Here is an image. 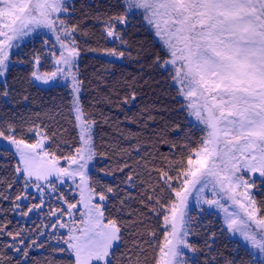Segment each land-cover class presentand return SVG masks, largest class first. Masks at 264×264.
Listing matches in <instances>:
<instances>
[{"label":"trees","instance_id":"16d2710c","mask_svg":"<svg viewBox=\"0 0 264 264\" xmlns=\"http://www.w3.org/2000/svg\"><path fill=\"white\" fill-rule=\"evenodd\" d=\"M69 8L67 25L77 43V75L82 82L79 103L85 120L94 125L97 165L91 177L93 182L101 180L91 188L96 204L104 207L105 223L113 220L120 228L110 259L112 264H158L163 216L175 202L162 173L172 176L170 183L179 190L176 169L187 167L189 157L196 159L203 136L189 123L178 98L174 68L163 63L170 59L165 48L136 14H128L126 24L114 19L125 15L124 0H71ZM109 24L115 25L119 38L107 35ZM47 44L26 43L10 55L11 65L0 76V132L4 139L24 141L22 146L42 143L48 158L66 163L81 147L72 85H39L33 75L37 63L42 74L53 72L52 57L57 53ZM113 49L124 55H112ZM129 139L132 151L140 154L138 173L131 180L117 176L106 181L98 173L109 163L128 159L118 147ZM18 166L14 153L0 148V264H74L63 243L66 234L20 217L31 205L19 203L25 191ZM250 183L251 198L264 217V180ZM63 198L69 206L79 200L73 187ZM189 217L191 248L184 264H257L254 255L229 236L226 220L212 207L195 206Z\"/></svg>","mask_w":264,"mask_h":264},{"label":"snow or ice","instance_id":"6c2138e0","mask_svg":"<svg viewBox=\"0 0 264 264\" xmlns=\"http://www.w3.org/2000/svg\"><path fill=\"white\" fill-rule=\"evenodd\" d=\"M124 4L125 15L114 19L126 24L128 14L142 10L143 18L153 25L170 53L171 59L163 63L174 67L173 78L182 86V95L191 101L188 105L191 114L209 129L207 138L201 142L202 148L195 153L196 159L189 157L187 167L176 169L179 190L170 183L173 177L162 173L165 185L175 193L179 204L173 202L170 214L163 216L164 242L159 248L158 264H184L183 249L191 248L186 239L191 219L186 218L184 211L186 200L191 189L202 193L208 184L214 189L219 185L238 209L228 212L216 200L205 203L216 204L225 211L228 230L239 232L261 254L257 264H264V217L257 218L255 201L246 190L237 193L241 186L252 187L238 175L242 169L264 177V0H124ZM66 11L65 0H0V76L8 70V53L14 40L37 28L55 31L59 14ZM59 24L71 41L72 33L64 21L59 20ZM114 27L109 24L107 35L119 38ZM57 40L64 51L56 64L74 66L78 56L74 43L66 45L59 35ZM110 51L112 55H124L114 49ZM57 71L64 73V79L71 76L72 110L76 119L82 121L78 98L82 82L73 72H65L63 68ZM55 76L53 72L52 77ZM90 129V122L82 123L83 147L77 149V155L85 163L73 172L57 167L55 159L46 161L48 152L42 151V143L21 148L24 141L5 139H11L20 153L23 167L18 166V172L35 176L37 181L53 175L74 178L79 174L84 184L86 163L95 155L91 136L86 135ZM0 136L4 133L0 132ZM71 162L77 163V158L72 157ZM237 195L242 199H237ZM99 199L103 201L104 195ZM84 207L85 226L63 243L74 254V264H112L110 256L114 243L120 240V228L113 220L105 223L99 204L85 203ZM250 222L260 231L252 230Z\"/></svg>","mask_w":264,"mask_h":264},{"label":"rangeland","instance_id":"374dc122","mask_svg":"<svg viewBox=\"0 0 264 264\" xmlns=\"http://www.w3.org/2000/svg\"><path fill=\"white\" fill-rule=\"evenodd\" d=\"M70 2L71 0H65V6L67 8L66 12H62L59 14V20H63L65 26L67 27L68 31L72 33V40L66 38L64 30L60 27L59 20L57 21L56 29L55 31L49 30L48 28H37L35 31L29 33L26 36H23L19 38L18 40L13 41V47L9 50V57L10 55L15 52H18L23 44L30 43L33 41H42L43 43L47 44L51 47V50L56 51L57 55L52 57L53 60V72L56 73L55 77H52L51 72H45L42 74L40 71V63H37L35 67V82H37L39 85L40 83L44 86H52L54 84H61V83H70L71 85V76H69L67 79H64V73L57 71V68H63L65 72H73L76 74L77 78V64L79 61V57L77 56L75 60V64L72 67H67L63 65V63L57 65L56 61L61 59V52L64 51V49L61 48L60 41L57 40V35L60 36V40H62L66 45L74 43V46L77 48V43L74 40V32L71 30L68 25V17L71 14L70 11ZM133 14H136L137 19L143 21V23L148 27V30L150 33L154 36V39L161 43V45L165 48L167 53L170 56V53L164 44L163 39L156 34V29L153 27V25L149 24L147 20L143 18L142 10H133ZM55 18V17H54ZM171 59V56H170ZM11 65V61L8 59V67ZM172 66V65H171ZM173 67V66H172ZM174 68V67H173ZM39 77V78H38ZM47 81V82H45ZM176 86L179 89V99L182 101L183 109L187 111L188 115V121L190 124L197 127L203 136V139L205 140L208 136L209 129L207 126L202 122L197 120V118L191 114V110L189 109L188 105L191 102L188 98H186L184 95H182L181 89L182 86L178 84L176 81ZM76 117V114H75ZM77 121V128L79 131V138L81 142V147H83V141L81 139V126L83 122H88L85 120L84 116L82 118V121ZM93 128L94 125L91 123V129L90 132L86 135L91 136V144L94 148L93 143ZM0 148H6L14 153V155L17 157L19 166L23 167V165L20 162V153L17 151V147L15 144L12 143L11 139H4L0 136ZM21 148H25V146L21 145ZM44 149V147H43ZM42 149V150H43ZM27 150V149H25ZM118 150L120 153L126 152V157H128L127 160H120V162L115 163H109L106 167H103L101 174L102 178L107 180H113L114 177H120V179L124 178V180H131L136 176L138 173V167H137V160L139 158L138 152H133L130 147V139L124 143L121 144V146L118 147ZM135 151V150H134ZM95 152V150H94ZM96 153L93 157V159L87 161L86 168L84 170L85 175V183L81 184V176L77 174L74 178L60 175V176H50L48 180H39L37 181L35 176L28 177L27 173L25 172H18V176L23 179L24 183V195L20 198L19 203L22 204H28L31 205L30 210L25 214V216H22L20 214V217L25 219L26 221H31L33 219L38 220L39 222H43L44 228H51V232L55 230V232H59L60 234H66L68 240L71 235H78L79 229L83 228L85 225L82 223V220L85 219V214L87 213V209L84 207L85 203H88L90 205H95L97 203V199L95 198L94 192L92 190V185H97L101 180L99 181V178H97L96 181H92L91 173L95 170L97 165V159H96ZM77 163L70 162H57V167L60 168H67L69 172L75 171L79 164H84V160H80L79 156L76 154ZM47 160H52L48 157L44 158ZM110 162V161H108ZM111 164V165H110ZM116 170H115V169ZM238 175H242L243 178L248 182V184H251L253 180H264V177H261L260 174L257 173H249L246 169H242ZM75 188L77 195H78V202L77 205L74 207H70L65 199L63 198L64 194L70 193L71 188ZM197 188L200 187V185L196 186ZM247 191L248 195L251 197V194L254 192L253 187H249L245 189L244 186H241L237 189V193H243ZM82 193H83V200H82ZM175 203L179 204V201L177 200L176 196L174 195ZM237 199H242L241 196L237 195ZM210 200H216L219 201L220 204L224 206V208L228 209V212H233L238 209V206L232 202L231 199L228 198V196L219 188V185H216L215 189L213 188L212 184H208L207 187L204 188L203 192H197L196 189H191L190 194L187 197L186 200V208L184 211L186 212L187 217H189L191 208L195 206H207L212 207L214 211L225 220V211L218 207L216 204H208L205 203V201ZM103 204L106 202V200L102 201ZM247 203V201H244ZM170 206L166 209V214H170ZM52 207V208H51ZM104 209V207H101ZM257 209V207L255 206ZM101 209V210H102ZM21 210V209H20ZM257 218H261V216L258 213V210L256 212ZM48 217V218H47ZM49 220V221H47ZM76 220H78L76 222ZM105 220V219H104ZM252 230L259 232L260 229L256 226L254 222H250ZM188 228L190 227V223H188ZM228 228V227H227ZM75 230L73 232H70L69 230ZM170 230V225H169ZM189 232L186 237L187 242L189 240ZM229 236L235 240L241 242V244L248 249L254 257L258 260L260 259L261 254L258 252V250L253 249L251 245L244 240V238L239 234V232L233 233L228 230ZM119 241L115 242L113 245V248H115L118 245ZM64 245L69 250V253L71 256L75 259L74 254L71 253V250L68 248V245L64 243ZM190 250L189 248L183 249V256L181 257L182 261L185 257V255L189 254Z\"/></svg>","mask_w":264,"mask_h":264}]
</instances>
